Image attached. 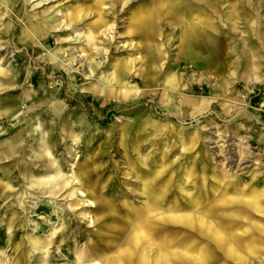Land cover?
Masks as SVG:
<instances>
[{"label":"rangeland","instance_id":"obj_1","mask_svg":"<svg viewBox=\"0 0 264 264\" xmlns=\"http://www.w3.org/2000/svg\"><path fill=\"white\" fill-rule=\"evenodd\" d=\"M43 144L55 197L26 185ZM126 247V264H264V0H0V264Z\"/></svg>","mask_w":264,"mask_h":264},{"label":"bare ground","instance_id":"obj_2","mask_svg":"<svg viewBox=\"0 0 264 264\" xmlns=\"http://www.w3.org/2000/svg\"><path fill=\"white\" fill-rule=\"evenodd\" d=\"M160 14V13H158ZM101 16V15H100ZM98 17V20L96 21V26L97 25H101L103 24L102 22V16L101 17ZM150 16V15H149ZM148 15L147 16H141V17H137L133 22L132 24L139 27L138 29L139 30H148L150 27V17ZM71 19V17H70ZM198 23H200L201 21H198ZM67 27V26H66ZM104 32V31H103ZM107 34H110L112 32V29L109 27L108 29H106ZM80 35V34H79ZM76 36H74L75 38ZM153 59H155L154 57H152ZM51 59V58H50ZM52 60V59H51ZM131 65H132V61H130ZM109 75V74H108ZM106 77V80H108L109 78H111V75L110 76H105ZM108 82V81H107ZM199 104V103H198ZM205 106V103L202 102L201 105H200V108L199 109H202L203 107ZM53 107V106H52ZM198 107V106H197ZM197 110V109H196ZM195 110V111H196ZM40 148L43 149V151H39V152H36L35 153V159H37L38 161H41L42 163V167L47 169V172L46 173H40V174H35V175H26V185L29 189H37V185H39V188L41 186H43V188L49 192V194L52 195V197H55L57 194H61L63 192V190H65L66 188V185L64 184V182H62V173L61 175L58 173L57 170H55L53 168V166L51 165H48L47 164V161H46V157L44 155V151L47 149L46 145L43 144ZM143 165V164H142ZM62 170V169H61ZM159 172L160 171H163V170H158ZM72 183H74L75 185H78V182H76L74 179H72L71 181ZM146 182V181H145ZM147 183V182H146ZM148 184V183H147ZM80 187V185H78ZM42 188V187H41ZM76 193H78L79 195H81L82 197H87V196H92L90 194H86L84 193L83 191H80L79 188H76V187H73L71 188L68 193H67V196L69 197H72L74 196ZM158 197V196H157ZM74 198V197H73ZM84 198V199H85ZM248 201L250 202V204L252 205L253 208H257V204H258V195L254 192L250 195H248ZM86 202H88L91 206H93L96 210H104L105 212H109L111 211L110 207H107L106 205H103V204H99L97 206H95L93 204V202L91 201H88L86 200ZM159 213V212H158ZM156 214V213H155ZM174 215V214H173ZM133 216V215H132ZM188 217V216H187ZM186 220H188V224H189V220L191 219L190 216L187 218ZM178 218H183V217H178ZM200 220L197 222L198 224V227L201 229V228H205V225L207 226V231H209L211 233V235L217 237L218 239H220V234L214 229V227L212 226V224H209L207 223L206 221L204 220H201V218H199ZM126 224L128 222L127 221H124ZM140 231L136 233L135 235V244H137L141 238H146L148 239L149 238V231L150 230V227H149V224L147 223H144L142 226H140ZM105 229L107 230H115L114 227H107V226H104ZM120 229V228H117L116 231ZM31 244H32V247H37V242L33 239H31ZM107 245L109 247H112V244H109L107 243ZM111 245V246H110ZM148 250V249H147ZM146 251L144 250V253ZM131 251L129 248L126 247V249H123L121 253H119L117 256V258L115 259H110L109 258H106L104 260H102L101 263H98L97 260H95L96 256L94 254H90V259L92 260L90 264H126V262L128 261L129 259V256L131 255ZM97 255V254H96ZM144 255V254H143ZM147 255V254H146ZM200 257H203L200 255ZM84 257L82 256V254H78L76 256V259H75V262L74 264H80L82 263V259ZM111 258V257H110ZM145 258V256H144ZM151 259V258H150ZM158 260L160 262L163 261L162 257L159 256L158 257ZM38 264H58V263H53V262H50V261H47V260H43L41 263H38Z\"/></svg>","mask_w":264,"mask_h":264},{"label":"crops","instance_id":"obj_3","mask_svg":"<svg viewBox=\"0 0 264 264\" xmlns=\"http://www.w3.org/2000/svg\"><path fill=\"white\" fill-rule=\"evenodd\" d=\"M151 14H153V13H151ZM149 15H150V14H148V16H149ZM141 16H142V15H141ZM144 16H145V15H144ZM150 16L152 17L153 15H150ZM150 16H149V17H150ZM150 20H151V19H150Z\"/></svg>","mask_w":264,"mask_h":264}]
</instances>
